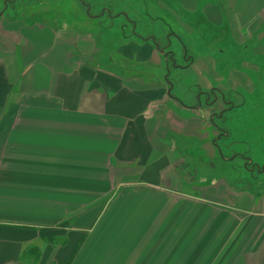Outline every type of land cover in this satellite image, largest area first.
<instances>
[{"label":"crops","instance_id":"1","mask_svg":"<svg viewBox=\"0 0 264 264\" xmlns=\"http://www.w3.org/2000/svg\"><path fill=\"white\" fill-rule=\"evenodd\" d=\"M203 1L179 8L226 20L235 42L264 26V0ZM81 33L0 19V243L14 247L0 264H264V178L216 175L231 159H219L203 114L189 110L191 89L178 95L174 83L168 97L160 64L131 74L113 53L97 62L95 48L83 63L87 45L73 51ZM175 72L198 74L202 91L212 85L200 75L219 79L209 57ZM235 74L228 82L241 87ZM233 104L229 119L245 103Z\"/></svg>","mask_w":264,"mask_h":264},{"label":"rangeland","instance_id":"2","mask_svg":"<svg viewBox=\"0 0 264 264\" xmlns=\"http://www.w3.org/2000/svg\"><path fill=\"white\" fill-rule=\"evenodd\" d=\"M11 1L13 0H0V14L2 10L4 11L5 2L10 3ZM68 2L62 0H21V3H15L17 8L19 7V13L15 10L12 11L9 4L2 19L5 23L19 22L27 27L42 26L51 28L53 31H81V42H76L73 51L77 53L81 45L83 47H86L85 44L87 45L86 49H80L82 52L87 51L86 55L82 54L83 63L91 62L95 48L97 62L105 61V58L102 57L106 55L109 58L112 56L115 66H124L131 70V74L135 68H141L140 65L143 66L148 62L160 64L162 73L166 71L159 53L150 46L151 49L147 50L148 54L145 52L146 48L141 47L140 42L144 41L139 36L141 34H144L145 37L148 34L158 37L161 50L166 48V38H169L168 49L175 51L179 60L184 50L193 60L211 58L219 79L214 81L210 73H203L200 76L209 81L213 89L224 92L226 99H230L234 103H240L242 99L245 100L244 106L235 114L236 119L231 117L229 121L231 123L228 122V127L231 130L230 138L234 142L220 144L224 160L232 159L233 153H241L247 158H252L255 163L262 162L261 166H264V52L259 53L255 50L256 47L264 49V38L262 41L259 40L264 34L263 25H260L257 30L255 27H249L246 29L248 38L241 42H235L228 33L227 24L224 25L226 20L222 26L218 27L206 23L200 11L188 17L179 8V0H93L99 6L105 5L113 11V25L106 15L95 19L86 18L81 6L74 1ZM198 3L200 8L205 4L203 0H198ZM218 4L224 10L225 6L221 4V1ZM121 13L137 22L135 33H132L130 26H122L125 17L119 16ZM142 31L143 33H141ZM140 51L145 54L136 56ZM110 54L112 55L110 56ZM99 57L102 59L98 60ZM137 57H140L138 62ZM139 70L145 75V71ZM231 70L236 71L234 84L237 85L239 82L238 86L241 87L232 86L228 82ZM175 71L171 70L170 76L176 85L180 84L178 95L183 92L188 93L190 89L191 92H197L194 82L199 81L198 74L187 72L185 75ZM249 85H252L251 89H245ZM228 145H232V147L228 149ZM217 162L216 175L219 173L224 176L225 180L230 181L231 179L233 182L235 179L247 181V177L243 173L241 177L235 174L237 171L234 168L238 169L242 165L241 160L235 159L228 163H223L220 160ZM209 182H214V179H210Z\"/></svg>","mask_w":264,"mask_h":264},{"label":"flooded vegetation","instance_id":"3","mask_svg":"<svg viewBox=\"0 0 264 264\" xmlns=\"http://www.w3.org/2000/svg\"><path fill=\"white\" fill-rule=\"evenodd\" d=\"M62 1L64 2L74 1L76 4L81 6V8L84 10L85 17L88 19H95L100 16L106 15L107 19L113 25L114 13L113 11H111L109 7L105 5L99 6V4L93 2V0H62ZM16 2L21 3V0H13L10 3L5 2V5L3 8L4 11L2 10V13L0 14V19H2V16H4L6 9H8L9 4L11 5L12 11L15 10L19 13V7L17 8V6L15 5ZM98 11H99V14H97ZM119 16L125 17V19H123L124 23L122 26L123 27L130 26L132 33H135L137 30V22L134 19L124 16V13L119 14ZM141 33H143V31ZM139 36L142 38V40H144L140 42V45L144 43H149L152 46V48L157 53H159L160 56H162L164 65L166 67V71L163 73L158 71V78L165 85H167L168 87L167 96L171 97V90H172L174 82L171 79L170 71L190 67V65L192 64L193 58L188 56L187 52H185L184 50L182 51V55L180 53L181 56L179 60L176 57V52L173 50L170 51L168 49L169 43H170L169 38L168 39L166 38L167 40L166 48L164 50H161L160 40L155 35L148 34L147 37H145L144 34H141ZM140 69H142V71H145V76L151 75L150 73L152 70L150 66H141ZM132 72L137 73V74H142V73H138L137 70L132 71ZM196 91L197 92L192 93L195 97L196 104L195 106L189 107V110L199 112L201 113V115L203 114L202 123H204L207 126L208 137H211L210 145L217 151L219 155V159L224 160V157L222 155L223 151L220 147V144L233 141L232 138H230L231 130L228 127L229 126L228 122L230 119H229V115L227 114L231 110H233L234 104L230 99H226L225 93L221 92L219 89L211 88L207 91H202L201 89L197 88ZM243 102L245 103L244 99H242L241 103ZM242 106H244V104ZM239 110H237V112ZM229 147H232V145L230 146L228 145V149ZM235 159H239L242 161V165L238 169L234 168L237 171L236 174L238 177H241V175L244 174L247 177L246 179L249 182H252V184L259 183L258 179L261 180L262 178H264V166L257 165L255 162H253L252 158L251 159L247 158L245 155H242L241 153H233L231 160L233 161Z\"/></svg>","mask_w":264,"mask_h":264},{"label":"bare ground","instance_id":"4","mask_svg":"<svg viewBox=\"0 0 264 264\" xmlns=\"http://www.w3.org/2000/svg\"><path fill=\"white\" fill-rule=\"evenodd\" d=\"M64 83L69 86L68 91L66 92L67 98H71L74 93V89L77 84V79L73 76L70 79H65ZM4 90V83L0 74V92H3ZM0 236H3V234H0ZM14 252V247L12 245L5 244L4 242L0 243V260L3 258H10ZM61 257H64L66 255L65 251L61 252Z\"/></svg>","mask_w":264,"mask_h":264}]
</instances>
